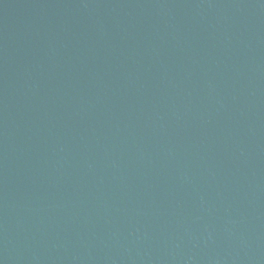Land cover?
Returning <instances> with one entry per match:
<instances>
[{
    "label": "water",
    "instance_id": "water-1",
    "mask_svg": "<svg viewBox=\"0 0 264 264\" xmlns=\"http://www.w3.org/2000/svg\"><path fill=\"white\" fill-rule=\"evenodd\" d=\"M0 264H264V0H0Z\"/></svg>",
    "mask_w": 264,
    "mask_h": 264
}]
</instances>
